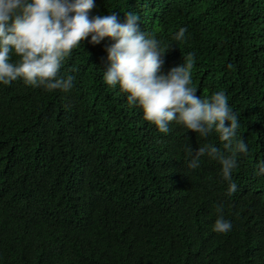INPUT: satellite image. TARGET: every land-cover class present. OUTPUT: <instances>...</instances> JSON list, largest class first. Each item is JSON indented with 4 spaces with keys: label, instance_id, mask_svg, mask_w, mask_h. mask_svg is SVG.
I'll list each match as a JSON object with an SVG mask.
<instances>
[{
    "label": "trees",
    "instance_id": "16d2710c",
    "mask_svg": "<svg viewBox=\"0 0 264 264\" xmlns=\"http://www.w3.org/2000/svg\"><path fill=\"white\" fill-rule=\"evenodd\" d=\"M129 12L170 46L158 74L192 54L189 86L227 97L248 148L237 192L207 154L188 166V147L231 155L215 129L161 133L104 80L115 41L89 35L58 72L70 90L0 82V264H264V0H94L88 16ZM221 214L227 233L213 230Z\"/></svg>",
    "mask_w": 264,
    "mask_h": 264
},
{
    "label": "clouds",
    "instance_id": "9594fccd",
    "mask_svg": "<svg viewBox=\"0 0 264 264\" xmlns=\"http://www.w3.org/2000/svg\"><path fill=\"white\" fill-rule=\"evenodd\" d=\"M93 7L94 0H0V82L8 85L23 78L31 86L68 91L73 77H58L62 61L89 35L93 44L111 38L115 43L106 49L110 61L104 73L106 83L119 84L121 91L128 94V104H138L144 119L161 133L169 132L171 121L201 136L215 129L231 155L226 156L211 144L195 152L188 147L186 151L192 156L188 166L199 167V158L207 154L222 165L223 179L229 181L228 195L237 192V184L232 182L236 154L246 153L248 148L243 139L233 144L239 124L225 94L217 92L210 99H201L189 86L192 54L183 65L171 68L167 74H158L170 46L162 48L154 34L140 32L138 14L129 12L124 23L119 22L116 14L90 19L88 13ZM186 31L180 28L174 39L182 40ZM13 51L20 57L16 63L10 62ZM259 169L264 173V163ZM217 211L222 213V206ZM231 228V222L221 214L213 230L227 233Z\"/></svg>",
    "mask_w": 264,
    "mask_h": 264
}]
</instances>
